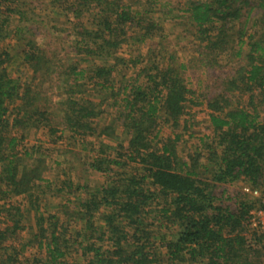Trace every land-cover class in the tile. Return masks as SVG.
I'll return each instance as SVG.
<instances>
[{
  "label": "trees",
  "instance_id": "1",
  "mask_svg": "<svg viewBox=\"0 0 264 264\" xmlns=\"http://www.w3.org/2000/svg\"><path fill=\"white\" fill-rule=\"evenodd\" d=\"M68 1L70 12L76 18L84 10L92 12L90 23L93 26L81 27L77 32L81 50L100 63L78 71L75 66H68L65 82L69 89L65 91L68 95L63 100L62 119L73 132L92 131L91 120L99 110H95L96 104L88 99L74 98L77 87L83 85L78 80L112 90L107 82L112 79L116 61H119L114 53L121 43L128 39L145 42L157 35L162 26L158 17L148 16L149 8L134 11L128 0ZM169 2H160L159 9L158 1L152 4L149 0L148 4L151 9L160 10L164 17L176 18L177 15L170 14L173 7L163 11ZM24 3V0H0L2 197L31 196V189L46 167L41 157H32L36 146L15 151L17 138L9 135V130L25 125L28 128L43 120L49 132L55 131L45 117L49 97L41 88L52 73V59L33 39L26 40V32L18 27L11 30L7 24L8 18L15 16L18 20L24 16ZM177 6L181 17L195 29L194 37L203 48L197 53L199 67L221 68V57L229 64L234 62V66L218 71L210 93L199 92L196 96L183 76V69L192 66L190 60L179 62L174 54H169L167 59L171 60L165 65L145 62L134 82L142 74L145 81L123 87L124 92L128 91L120 103L117 121L128 137L125 160L121 159L124 155L119 154L120 160L111 159L105 167L97 158L91 164L97 171L108 173L111 163L122 166L132 163L136 171L119 173L118 180H110L96 191H89L91 197L78 201L73 212L84 225L75 230V235L66 236L65 229L57 233L56 221L47 230L44 227L47 217L36 215L33 240L28 243L34 241L44 250L39 257H24L23 247L18 249L10 242L22 227L19 208L13 205L0 208L7 218L5 226L0 228V264H65L64 258L72 242L78 245L84 264L260 263L262 246L258 249L252 241L261 245V237L253 234L252 241L246 237V216L251 204L245 197L234 199L236 207L233 208L223 204L228 196H224L225 190L220 186L240 181L252 187H264V117H260L255 105L248 107L255 104L256 98L264 105V2L183 0L178 1ZM93 7L99 10L93 11ZM258 9H262L261 12L254 15ZM128 29L139 34L127 35ZM6 40L14 42L13 53L2 46ZM151 57L147 60H153L155 55ZM112 58L116 59L113 64ZM16 59L29 71L28 78L10 71L9 66ZM240 93L247 94L248 104L243 106L234 101L235 95ZM203 101L214 132L212 144L205 146L208 150L205 163L199 161L200 153L179 156L176 151L179 133L165 141L159 138L161 125L168 124L171 129L179 126L180 119L190 114L188 105L197 106ZM20 138H23L22 133ZM218 189H221L219 193ZM152 203L159 205L158 218L151 221L158 223L157 231L149 229L152 223L146 222ZM95 213H99L102 222L99 226L92 221ZM163 227L168 233H162ZM254 255L259 256L254 259Z\"/></svg>",
  "mask_w": 264,
  "mask_h": 264
},
{
  "label": "rangeland",
  "instance_id": "2",
  "mask_svg": "<svg viewBox=\"0 0 264 264\" xmlns=\"http://www.w3.org/2000/svg\"><path fill=\"white\" fill-rule=\"evenodd\" d=\"M24 1L25 3L22 6L24 16L18 20L15 16L14 18H8L9 22L7 24L11 30L15 31L17 30L15 27H18L20 31L26 32V40L28 38L33 39L37 45L47 51L52 59V73L49 79L47 78L43 82L41 88L42 91H45L46 97H49L45 107L47 109L45 117L49 120L50 127H53L55 131L49 132L43 120L35 122L28 128L25 125L9 130V135L17 138L15 151L22 152L24 148L29 149L32 145L36 146V150L33 149L32 157H41L46 167L41 179L37 180L31 189V196L2 197L0 195V208L4 209L10 205L19 208L20 225L22 227L13 235L14 238L10 242L12 245H16L18 249L23 247V256L30 259L44 254V250H40L34 241L28 243V241L33 240L32 234L36 229V215L43 214L47 217L44 224L47 230L51 229L56 221L57 233L64 232L65 229L66 236L69 234L75 235V230L82 229L84 225V221L79 220L73 212L77 209L78 201L91 197L90 192L96 191L110 180H118L121 177L119 173L136 171L134 168L136 165L132 163H127L124 166L111 163L108 173L97 171L91 164L97 158V160H100L102 167H105L107 161L111 159L120 160L119 154L124 155L121 159L125 160L124 147L127 144L128 137L117 121L120 103L128 91L124 92L123 87H130L133 83L137 84L145 81L143 79L144 74H142L138 81L134 82V78L140 73L141 67L146 64L145 62L150 64L157 61L165 65L171 60L170 58L167 59L169 54H174L179 62L190 60L193 67L183 69V76L187 87L195 90L194 95L196 96L199 92L210 93L209 89L214 76L220 70L224 71L233 67L234 62L229 64L225 62V57H221L219 58L220 63L223 64L221 68L218 66L211 68L199 67L201 63L197 53L199 50L203 51V48L200 46L199 40L194 37L195 29L190 26L183 16L181 17L182 12L177 8V2L183 0H170L169 5H166L163 9V11H167L169 7H173L170 14L177 15L176 18L164 17L160 10L151 9L148 4L149 0H128L132 2L131 7L134 11L142 12L144 9L149 8L148 16L158 17V22L162 28L157 35L145 40V42H133L128 39L121 43L114 53L119 61H116L112 79L107 82V85L111 84L112 90L109 87L103 88L97 84L95 85L94 82L78 80V83H83V85L77 87L79 90L74 93V98L92 101L96 104L95 110H99V113L91 120L92 131L85 129V131L73 132L63 124L62 119L63 108L65 107L63 100L68 95L65 91L69 89V84L65 82L67 77L65 72H67L69 65L75 66L76 71H78L83 68L89 69L94 63H100L99 59L85 55L84 51L81 50L80 34L77 32L78 29H82L81 27L93 26L90 23L92 12L84 10L76 18L70 12L69 5L71 3L68 0ZM151 1L152 4H155L156 1L159 4L167 0ZM262 1L264 2V0ZM157 7L159 9L160 4ZM92 10L98 11L99 9L93 7ZM244 10L242 12L245 13ZM261 10H255L256 14L254 15H258ZM237 26H239V23L236 24ZM132 34L135 36L139 32L131 33L128 29L127 35ZM20 43H24V41L20 40ZM13 44L6 40L2 46L8 47L10 53H13ZM195 48H197L196 51ZM153 55H155L153 60H147L149 56L153 57ZM85 57L88 59H84ZM115 60V58L111 59L112 64ZM193 62H195V65ZM9 68L12 73L16 74L18 72L24 78L29 77V71L19 63V59L11 63ZM36 81L39 82V78ZM246 95V93L236 94L234 101H239L244 106L248 104L246 103ZM201 97L198 99H201ZM255 100V104L248 105V107L255 105L264 117V105L258 103L259 99L256 98ZM205 103L203 101L197 106L194 104L188 105L187 110L190 114L184 115L180 119L179 126L171 129L168 124L161 125L159 138H162L163 141L167 137L173 138L175 133L180 134L176 142V151L180 157L184 158L187 155L200 153L199 161H205L208 153L205 146L213 142L211 136L208 138L202 137L203 134L211 135L207 115L209 110ZM184 124L186 125L185 128H183ZM20 133L23 134V138H20ZM158 145L160 146L161 142ZM33 160L31 159V161ZM220 187L225 190L224 196H228L226 200H222V203L229 204L232 208L236 207L234 199L246 198L241 193L240 184L224 187L221 185ZM258 188L264 189L263 186ZM220 190H217L218 193ZM158 208L159 205L156 207L154 203L150 205L146 222L150 223L158 218L156 211ZM4 221L6 222L7 218L3 210L0 212V228L5 226ZM92 221H94L95 226L101 225L99 213L94 214ZM151 223L149 229L157 231L158 227L156 226L158 223L156 221ZM161 231L162 233H168V230L164 227ZM246 237L249 241L253 239L249 232H246ZM252 244L254 247L261 249V245L255 243L254 239ZM68 251L64 258L65 264H84V257L79 252L76 243L72 242ZM258 256L254 255V259H257Z\"/></svg>",
  "mask_w": 264,
  "mask_h": 264
},
{
  "label": "built area",
  "instance_id": "3",
  "mask_svg": "<svg viewBox=\"0 0 264 264\" xmlns=\"http://www.w3.org/2000/svg\"><path fill=\"white\" fill-rule=\"evenodd\" d=\"M241 193L246 196V202L251 204L246 216V231L261 237L262 256L259 264H264V189L244 182L241 184Z\"/></svg>",
  "mask_w": 264,
  "mask_h": 264
},
{
  "label": "crops",
  "instance_id": "4",
  "mask_svg": "<svg viewBox=\"0 0 264 264\" xmlns=\"http://www.w3.org/2000/svg\"><path fill=\"white\" fill-rule=\"evenodd\" d=\"M205 108H206V107H205ZM259 113H260V117H262V114H261L260 111H259ZM207 115H208V121H209V123H208V127L210 128L211 135H208V134H205V135H204V134H203L202 137H203V138H208V137L211 136L212 139H213V138H214V132H213V127H212V124H211L210 118H209V112H208ZM200 162L205 163V161H203V160L200 161ZM236 184H238V185L240 184V185H241L242 183H241L240 181H236V182L233 183V185H236ZM229 186H230V185H229ZM230 188H231V187H230Z\"/></svg>",
  "mask_w": 264,
  "mask_h": 264
}]
</instances>
